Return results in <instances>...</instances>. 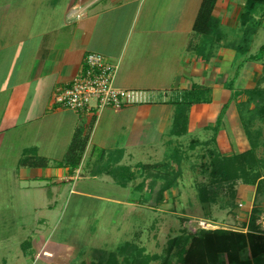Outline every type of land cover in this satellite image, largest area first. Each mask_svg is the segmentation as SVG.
<instances>
[{
    "label": "crops",
    "instance_id": "1",
    "mask_svg": "<svg viewBox=\"0 0 264 264\" xmlns=\"http://www.w3.org/2000/svg\"><path fill=\"white\" fill-rule=\"evenodd\" d=\"M46 1L16 0L15 4L21 3L20 8L24 9L14 11L17 18L13 25H7L1 18L2 13L9 14V10L0 6V152L7 136H20L19 140H22V136L31 134L35 143H24L22 150L35 151V158L49 161L47 167L36 166L35 161L26 166L23 178L40 179L43 189L54 182L58 186L55 189L57 195L62 194L63 187L69 182L75 183L80 178H114L103 176L93 168L99 160L95 155L97 149L118 168L129 167L132 175L131 164H126L145 152H157L172 137L184 139L187 136L201 143L206 141L198 139L197 134L214 131L213 127L217 126L226 107L217 146L222 155H235L234 148L226 142L229 141L227 135L236 136L235 130H238L231 110L235 101H232L233 93L227 83L234 77L237 51L223 42L215 49L210 61L199 60L197 52L203 36L194 28L204 0H56L51 6L65 7L63 20L77 18L75 28L66 26V38L55 34L57 42L50 43L44 38L48 37V27L39 25L37 35L41 39L45 35L44 41L39 42L37 49H30L33 44L28 45L36 35L32 34L33 29L28 30L27 24H37L35 11L47 5ZM244 9L243 0H218L214 16L220 20L223 31L230 32L234 22L240 23ZM44 23L49 22L45 20ZM91 52L102 54L111 63L119 65L118 88L145 92L149 103L120 111L107 109L99 117L79 116L71 110L56 107L53 93L73 81ZM21 53L22 59L19 58ZM195 87H203L202 90L209 92L210 103L197 104L180 113L178 104ZM180 119H188L187 133L176 137L179 123L182 128L184 126ZM101 126L107 127L105 137L121 132L114 147H108L104 138L94 145ZM78 130L90 135L81 165L76 169L59 167ZM49 141L50 144H61L62 147L58 145L57 149L67 150L66 153L52 155L47 145ZM235 149L239 151L238 147ZM136 173L139 175V171ZM131 175L121 171L119 177L132 178ZM237 191L246 200L256 194L255 188L243 183L238 184ZM109 200L125 204L118 199Z\"/></svg>",
    "mask_w": 264,
    "mask_h": 264
},
{
    "label": "rangeland",
    "instance_id": "2",
    "mask_svg": "<svg viewBox=\"0 0 264 264\" xmlns=\"http://www.w3.org/2000/svg\"><path fill=\"white\" fill-rule=\"evenodd\" d=\"M55 1L47 0V5L35 11L34 19L37 24H27L28 30L33 29L32 34L36 35L28 45L33 44L30 49H37L39 42L44 41L45 35H42V39L37 35L39 25L48 27V37L44 38L50 43L57 42L55 34H62L66 38V26H75L77 18L64 21L66 8H54L51 3ZM15 2L16 0H0V6L9 10V14L3 12L1 16L7 25L15 23L17 15L14 11L24 9L20 8L21 3L17 6ZM10 4L13 6H6ZM262 20L263 25L256 28L257 32L252 37L247 55L243 59H235L232 79L236 78V90H253L258 87L264 90V17ZM40 21L43 23H39ZM236 24H232L230 32H225L223 42L226 46L238 45L237 53L240 54L243 52L242 47L247 45L246 35L252 27L249 25L246 29L243 28L242 21ZM19 58L22 59V53ZM248 99L246 94L234 99L235 104L231 110L238 130H235L236 136L227 135L229 141L226 142H229L237 155L251 150L252 140L258 141L262 145L258 156L264 158V117H257L249 125L252 140L240 119L241 112L252 116L249 113L255 110V103L248 105ZM245 106L249 112L245 110ZM24 128L30 130L29 126L24 125ZM107 133V127L101 126L94 138V145L104 138L108 147H114L121 132L105 137ZM217 135L214 131L197 134L198 139L206 140L203 143L187 136L184 139L172 137L169 145L167 143L166 146L159 147L157 152H145L126 164H131L132 175L129 167L118 168L114 161L104 158L103 151L97 149L95 155L99 160L93 168L98 169L103 176L114 178H80L75 183L65 185L59 195L55 193L58 186L54 182L48 183L43 189L40 179L22 177L23 169L35 161L33 159L36 154L35 151L24 152L22 148L25 147L24 143L29 145L34 136H22V140H19L20 136H7L0 152V264H99L103 262V257L111 259V254H116L119 263L124 264V257L119 253L120 248L127 243L144 250L145 255L159 258L151 264H162L168 259H172L174 264H182L178 256L180 251L188 250L192 238L200 236L204 231L223 230L248 234L254 215L257 218L256 231L264 234V184L261 191H258V185H250L255 188L256 194L254 198L246 200L237 191V186L242 181L233 187L226 182L219 183L220 179L216 181L210 173H206V170L210 172V167L205 168V165L210 162L208 153L213 148L210 138ZM54 143H47L52 155L61 156L66 153L67 150L57 149L59 144ZM175 148L184 158L182 178L176 182V189L162 196L161 189L173 178H158L161 170L157 166L160 164L164 168L162 164L169 162L166 156ZM216 149L220 152L219 146ZM171 166L170 170H177L175 162ZM121 171L129 172L132 176L127 178L129 184L124 189L120 186V182L125 179L119 177ZM164 171L165 168L161 171L162 174ZM203 185L208 187L212 195L211 201L206 204L199 197V187ZM140 186H144L142 191ZM109 199H118L125 204ZM174 240H178V243L170 252V242ZM29 244L32 247H27ZM247 257L248 254H243L242 260Z\"/></svg>",
    "mask_w": 264,
    "mask_h": 264
},
{
    "label": "trees",
    "instance_id": "3",
    "mask_svg": "<svg viewBox=\"0 0 264 264\" xmlns=\"http://www.w3.org/2000/svg\"><path fill=\"white\" fill-rule=\"evenodd\" d=\"M245 1V9L241 17L242 27L246 29L247 26H251V31L247 32L248 35L245 42L247 45L242 47L240 54L237 53L236 61L239 58L243 59L247 55L252 41L253 35L256 34L257 29L263 25L264 17V0H243ZM218 0H204L197 22L195 24L194 31L203 36V43L199 47L197 55L201 61H210L214 57V50L221 47V43L225 40L226 34L223 31L221 22L214 16ZM252 21V24L250 23ZM257 28V29H256ZM237 51V47L233 45ZM246 48V49H244ZM264 50V48H263ZM236 78L227 83V88L233 93V101L237 100L243 94L248 96V105L255 103V110L247 116L241 112L240 119L244 128L246 129L249 137L253 138V135L249 131V125L256 120L257 117H264V90L259 87L253 90H236L235 89ZM210 94L206 90L201 88H193L188 94L185 100L180 105L181 111H186L194 105L201 103H210ZM235 99V100H234ZM246 105V106H248ZM245 106V110L249 112ZM224 108L221 116L218 119L217 126L213 127L214 133L218 134L223 119L226 113ZM244 108V107H243ZM179 122L184 123L183 128L180 125L175 130L176 137H183L187 133L188 119H180ZM180 127V128H178ZM182 128V129H181ZM90 135H84L82 130H78L74 136L73 142L68 150V153L62 163H59V167H70L73 169L78 168L81 165L83 156L88 146ZM208 145V143L206 144ZM211 145L213 148L208 153L210 162L205 165L210 167V172L206 170V173H210L211 177L216 181L220 179L219 183H228L231 186H235L239 181H242L246 185H258V191H261V186L264 184V158L258 156V150L262 145L258 141L252 140L251 150L243 154H237L233 156H224L216 149L217 136L211 139ZM264 145V144H263ZM215 147V148H214ZM183 154L176 148L171 150L166 156L169 160L168 163L162 164L165 168V173L162 174L164 169L160 164L157 168H160L158 178H173L168 180V183L161 189V195L176 189V184L182 178V163ZM48 160L43 158H35V165L40 167H47ZM175 162L177 170H170L171 163ZM130 179V178H129ZM177 182V183H176ZM118 184V183H117ZM128 179L125 178L120 182V186L123 188L128 187ZM144 187V186H143ZM140 186V191L143 190ZM199 197L203 204L211 201L212 195L208 190V187L203 185L199 187ZM256 216H252L251 231L248 234L230 232V231H215V232H202L200 236H194L192 238V244L188 250L182 249L178 256L180 257L182 264H264V234L256 231L255 222ZM178 243V240L170 242V252L173 251L174 245ZM27 247H32L29 244ZM120 256L124 257V264H151L154 261L159 260L157 256L145 255L144 250H140L134 245L127 243L124 247L120 248ZM243 254H248L246 260H242ZM110 257L105 259L99 264H120L116 254H111ZM162 264H174L172 259H168Z\"/></svg>",
    "mask_w": 264,
    "mask_h": 264
},
{
    "label": "built area",
    "instance_id": "4",
    "mask_svg": "<svg viewBox=\"0 0 264 264\" xmlns=\"http://www.w3.org/2000/svg\"><path fill=\"white\" fill-rule=\"evenodd\" d=\"M119 65L102 54L91 52L73 81L53 93L56 107L71 110L79 116L99 117L107 109L116 111L149 103L145 92L118 88Z\"/></svg>",
    "mask_w": 264,
    "mask_h": 264
}]
</instances>
